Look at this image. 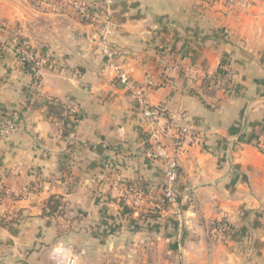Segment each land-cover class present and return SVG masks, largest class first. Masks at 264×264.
I'll return each mask as SVG.
<instances>
[{
    "label": "crops",
    "instance_id": "1",
    "mask_svg": "<svg viewBox=\"0 0 264 264\" xmlns=\"http://www.w3.org/2000/svg\"><path fill=\"white\" fill-rule=\"evenodd\" d=\"M90 1L110 11L106 34L102 17H79L66 0H0V117L15 122L0 135V264H264V156L255 145L264 127V0L248 8ZM22 41L49 58L38 74L18 61ZM106 45L164 112L162 124L199 139L180 156V220L110 191L118 174L158 197L165 166ZM222 64L234 70L232 86L207 85ZM53 98L73 120L81 115L74 126L48 114ZM52 196L63 207L50 214Z\"/></svg>",
    "mask_w": 264,
    "mask_h": 264
},
{
    "label": "built area",
    "instance_id": "2",
    "mask_svg": "<svg viewBox=\"0 0 264 264\" xmlns=\"http://www.w3.org/2000/svg\"><path fill=\"white\" fill-rule=\"evenodd\" d=\"M259 0H212V3L223 5L224 7H241L248 8L258 3ZM107 6L111 0H105ZM209 1V4H211ZM66 5L73 8L79 17L86 19L102 17L104 25V33L109 31L111 26L110 11L97 10V7L90 0H66ZM16 54L19 62L23 65L26 61L31 64L34 74H38V70L44 67L49 58L39 52H36L27 41H22L16 46ZM106 61L114 70L116 78L125 84L132 92L142 108V115L148 126V139L153 145L152 156L163 162L165 166L164 189L161 195L154 197L150 191L143 188L138 182H126L115 174L111 179V190L114 191L118 199L123 201L130 207H140L143 203H147L151 212H169L178 220L182 218V208L179 201V195L175 185L180 179V156L187 153L191 146L197 142L195 132L187 127L177 128L171 123L162 124L164 112L157 106L151 105L141 89L136 86L130 76V72L125 68L122 61L121 53L115 48L106 45L104 50ZM165 68L167 80V70ZM173 69H179V66H174ZM219 74L205 75L204 81L209 86L230 87L233 83V68L229 64L220 66ZM184 71H189L184 68ZM264 126V122H263ZM15 128V122L9 118L0 117V135L10 136ZM256 147L264 156V127L260 138L255 142ZM107 177V176H106ZM23 195H31L27 188L22 190ZM225 230V227L215 225L214 231ZM66 264H74L73 258H68Z\"/></svg>",
    "mask_w": 264,
    "mask_h": 264
},
{
    "label": "trees",
    "instance_id": "3",
    "mask_svg": "<svg viewBox=\"0 0 264 264\" xmlns=\"http://www.w3.org/2000/svg\"><path fill=\"white\" fill-rule=\"evenodd\" d=\"M23 67L28 71H30L32 74L35 73L30 63L24 61ZM220 72L221 70L219 68L216 74H219ZM47 106H48V114L50 116L58 117L60 119H66L68 123H70L72 126H74L75 122L81 118V115L73 114L74 117L73 120V118H71L72 113L69 111L67 105L56 98L47 101ZM50 202H51L50 212H49L50 214L55 213L57 211H61L63 207V203L59 196H52Z\"/></svg>",
    "mask_w": 264,
    "mask_h": 264
},
{
    "label": "rangeland",
    "instance_id": "4",
    "mask_svg": "<svg viewBox=\"0 0 264 264\" xmlns=\"http://www.w3.org/2000/svg\"><path fill=\"white\" fill-rule=\"evenodd\" d=\"M19 61V60H18Z\"/></svg>",
    "mask_w": 264,
    "mask_h": 264
}]
</instances>
